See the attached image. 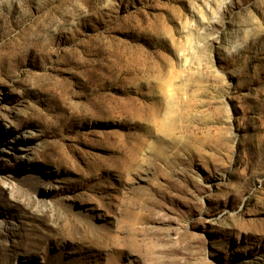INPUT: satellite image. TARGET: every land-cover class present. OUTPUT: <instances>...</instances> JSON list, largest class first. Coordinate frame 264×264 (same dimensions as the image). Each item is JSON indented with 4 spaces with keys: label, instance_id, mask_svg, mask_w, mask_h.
<instances>
[{
    "label": "rangeland",
    "instance_id": "rangeland-1",
    "mask_svg": "<svg viewBox=\"0 0 264 264\" xmlns=\"http://www.w3.org/2000/svg\"><path fill=\"white\" fill-rule=\"evenodd\" d=\"M0 264H264V0H0Z\"/></svg>",
    "mask_w": 264,
    "mask_h": 264
},
{
    "label": "bare ground",
    "instance_id": "bare-ground-1",
    "mask_svg": "<svg viewBox=\"0 0 264 264\" xmlns=\"http://www.w3.org/2000/svg\"><path fill=\"white\" fill-rule=\"evenodd\" d=\"M21 158H27V160H31V154L27 152L26 154L22 155Z\"/></svg>",
    "mask_w": 264,
    "mask_h": 264
}]
</instances>
